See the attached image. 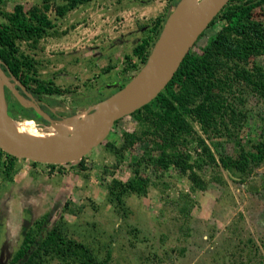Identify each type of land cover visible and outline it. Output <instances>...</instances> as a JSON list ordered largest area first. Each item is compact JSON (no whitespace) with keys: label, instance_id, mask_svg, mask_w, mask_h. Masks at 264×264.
Masks as SVG:
<instances>
[{"label":"rangeland","instance_id":"374dc122","mask_svg":"<svg viewBox=\"0 0 264 264\" xmlns=\"http://www.w3.org/2000/svg\"><path fill=\"white\" fill-rule=\"evenodd\" d=\"M41 1L2 0V8L11 12L19 4L26 10ZM166 5V0H93L62 19H54L50 12L56 29L64 34L45 37L38 49L27 52L39 62L42 78L72 90L53 96L58 101L52 108L55 119L66 117L73 109L77 113L91 111L92 106L109 95L111 89L98 95L89 93L87 88H106L113 85L109 80L114 83L120 78L123 55L139 41L144 27L164 14ZM213 33V29H207L192 51L200 53ZM255 62L264 69V56L257 57ZM107 65L115 67L101 74L100 69ZM8 82L10 88L4 86L6 106L17 101L11 89L18 91L19 87L10 79ZM243 98V103L236 106L248 119L234 134L240 146L249 150L250 140H257L264 127V99L248 91ZM74 99L81 103H72ZM27 110L31 112V108ZM191 123L192 137L204 141L216 163L197 172L206 189L192 191L176 167L160 174L150 170L152 185L147 195L128 196L125 215L104 201L103 184L111 177L121 181L131 177L130 165L143 151H148L147 143L138 142L131 147L117 168H111L113 158L104 143L116 147L122 133L137 129L129 115L113 125L106 138L85 155L86 170L68 166L51 170L46 164L32 167L27 160H19L20 168L11 182L0 173V264H6L17 247L22 227L47 212L46 227L50 228L59 219L66 200L73 203L69 207L74 211V206H82L76 214L64 215L66 233L87 245L97 259H103L108 251V264H264V191L254 190L264 182V163L245 182H239L236 175H230L219 164L220 157L234 156V140L220 130L206 135L197 123ZM38 125L49 126L44 122ZM190 141V162L204 163L197 141ZM150 153L153 157L157 154ZM106 166L109 173L103 174ZM185 194L193 203L187 218L178 212V206L187 202Z\"/></svg>","mask_w":264,"mask_h":264},{"label":"trees","instance_id":"16d2710c","mask_svg":"<svg viewBox=\"0 0 264 264\" xmlns=\"http://www.w3.org/2000/svg\"><path fill=\"white\" fill-rule=\"evenodd\" d=\"M91 1L93 0H42L40 4H33L26 10L22 5H14L12 11L8 12L2 8L0 0V67L5 75L13 76L31 94L38 108H43L41 100L53 107L58 102L53 96H61L72 90L69 86L55 84L50 78H42L38 73L39 62L27 49H38L40 40L45 37L64 34V31L56 29L54 19H62L68 12ZM178 1L166 0L164 14L146 25L139 41L129 53L123 55L124 66L120 78L116 79L119 81L113 83L109 80L113 85L94 91L87 88L89 93L96 92L100 95L102 90L111 89L110 96L129 81L145 63L170 9ZM50 12H53L54 19L50 17ZM207 29H213L214 33L208 37L200 53L192 51L194 44L165 88L151 102L129 115L137 123V129L132 133H122L121 143L116 147L109 142L104 143V148L113 158L111 168H117L124 154L136 143H147L144 145L148 151H143L130 165L131 177L125 181L111 177L103 184L104 201L122 215L127 213L125 200L128 196L147 195L148 188L152 185L148 176L150 170L160 174L170 167H176L178 173L184 175L190 183L192 191L206 189L205 182L197 172L207 164L216 163L204 141L192 137L194 131L191 122L197 123L206 135L220 130L234 140L237 146L234 156L220 157L219 164L230 175H236L239 182H245L247 176L264 163V127L257 140H250L249 150L240 146V141H236L234 134L248 119L245 112L236 106L243 103L245 92L255 93L260 99H264V69L255 62L257 57L264 56V0H229ZM23 45L27 47L25 50ZM114 67L115 65H107L100 69V73H109ZM16 89L22 94L19 87ZM77 102V99L72 101L74 104ZM13 108L14 113L7 111L8 116L13 119L18 115L29 120L39 118L37 115H29L27 109L17 101ZM75 113L77 112L73 109L69 115ZM190 140L197 141L196 147L201 149L204 163H199L198 160L190 162L191 155L187 150ZM149 151L157 154L153 157ZM85 159L84 156L67 165H46L51 170L68 166L83 171L86 170ZM18 161L0 150V173L7 182L12 181L20 168ZM28 162L32 167L40 165ZM107 169L106 166L103 174L109 173ZM260 189L264 191V182L254 190ZM184 198L187 202L183 201L178 206V212L187 218L193 203L186 194ZM72 204L69 200L65 201L59 219L50 228L46 227L47 212L30 225L22 227L20 241L6 264H47L52 261L58 264H108V251L103 259H97L87 245L66 233L64 215L76 214L82 208L74 206V211L69 207Z\"/></svg>","mask_w":264,"mask_h":264},{"label":"water","instance_id":"95a60500","mask_svg":"<svg viewBox=\"0 0 264 264\" xmlns=\"http://www.w3.org/2000/svg\"><path fill=\"white\" fill-rule=\"evenodd\" d=\"M188 0H179L167 16L161 31L140 69L116 92L98 102L90 109L94 117L71 136L69 143L46 142L23 137L0 127V150L17 160L39 164L67 165L81 160L92 148L99 145L109 134L115 121L130 115L151 102L172 79L180 63L205 31L209 23L229 0H203L200 8L188 17L182 9ZM0 65L2 63L0 62ZM0 72L7 82L1 84L0 103L3 114L8 118L4 86L10 88L8 79L14 81L22 94L11 89L17 101L28 102L37 114L55 127L58 120L50 119L34 103L31 94L13 77ZM18 101V102H19Z\"/></svg>","mask_w":264,"mask_h":264},{"label":"bare ground","instance_id":"6f19581e","mask_svg":"<svg viewBox=\"0 0 264 264\" xmlns=\"http://www.w3.org/2000/svg\"><path fill=\"white\" fill-rule=\"evenodd\" d=\"M202 2L203 0H188L182 9V15L184 17L190 16L200 8ZM6 82V77L3 76V74L0 72V87L2 83ZM19 103L23 107L30 105L23 99H21ZM96 109L97 107H94V111ZM94 111H92L91 113L81 111L80 113L66 116L58 121L56 123V126L53 128L51 126L38 125L34 121L29 119H13L11 117L6 118L3 114V106L0 103V127L5 133L12 130L17 134L30 139H36L46 142L54 141L59 143H69L71 136L76 133L81 127H83L87 120L94 117Z\"/></svg>","mask_w":264,"mask_h":264},{"label":"flooded vegetation","instance_id":"af4514ba","mask_svg":"<svg viewBox=\"0 0 264 264\" xmlns=\"http://www.w3.org/2000/svg\"><path fill=\"white\" fill-rule=\"evenodd\" d=\"M33 101H34V103H35V100L33 99ZM46 101H44V100H41L40 101V104L43 106V108L41 109V108H39L44 114H46L50 119H52V120H55V116H57L55 113H54V111L52 110V106H50L48 103H45ZM13 103H11V102H8V105H7V111H10L11 113H14L15 112V109L13 108V105H12ZM23 107V106H22ZM24 108H26V109H30L31 108V112L30 111H28V110H26V112H28V114L29 115H37L39 118H41V120L39 119V118H37V119H34V120H32V121H34L36 124H39V123H42V122H44V123H47L43 118H42V116H40V115H38L36 112H35V110L34 109H32V107H24ZM59 117H61V116H59ZM24 119V118H23Z\"/></svg>","mask_w":264,"mask_h":264},{"label":"crops","instance_id":"0c3cea01","mask_svg":"<svg viewBox=\"0 0 264 264\" xmlns=\"http://www.w3.org/2000/svg\"><path fill=\"white\" fill-rule=\"evenodd\" d=\"M34 169H36V168H34ZM31 170H33V168Z\"/></svg>","mask_w":264,"mask_h":264}]
</instances>
